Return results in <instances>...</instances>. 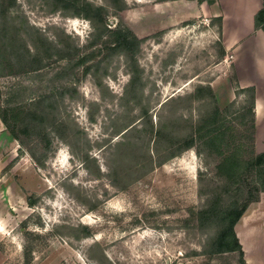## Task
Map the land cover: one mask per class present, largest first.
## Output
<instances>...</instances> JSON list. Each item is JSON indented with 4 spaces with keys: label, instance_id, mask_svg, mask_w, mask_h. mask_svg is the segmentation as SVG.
<instances>
[{
    "label": "rangeland",
    "instance_id": "1",
    "mask_svg": "<svg viewBox=\"0 0 264 264\" xmlns=\"http://www.w3.org/2000/svg\"><path fill=\"white\" fill-rule=\"evenodd\" d=\"M78 1L0 0V116L23 111L18 140L0 117V264H243L216 242L254 177L221 173L203 126L218 109L222 152H264L238 83L253 61L231 42L257 35L262 0ZM101 23L137 36L131 62ZM234 231L264 264V193Z\"/></svg>",
    "mask_w": 264,
    "mask_h": 264
},
{
    "label": "trees",
    "instance_id": "2",
    "mask_svg": "<svg viewBox=\"0 0 264 264\" xmlns=\"http://www.w3.org/2000/svg\"><path fill=\"white\" fill-rule=\"evenodd\" d=\"M57 3H61V7L64 10L71 9L74 5V3H78V0H54ZM116 1L118 0H112V3L116 5ZM165 1H175V0H165ZM72 3V4H68ZM79 5V8L84 10L85 8H88L89 10H93V6L90 4H86L85 7H82ZM96 10L101 11V8H97ZM79 12V11H78ZM81 13H78L77 16H79ZM88 20L92 21L94 25L96 22L91 19L90 16L86 15ZM99 27V26H95ZM254 28L256 31H262L264 33V0H262V8L255 14L254 17ZM100 31L99 39H101L104 35L107 36L110 40V44L113 47V51H119L122 52L127 56V59L129 62L133 60V57L137 50L140 47V40L137 38V36L129 29V28H123L120 26H117L115 28L108 29L107 26L104 23H101L100 28H97ZM36 50V48H34ZM28 52V57L33 58L36 56L35 54H32L30 50ZM38 61V67L34 68V71H40L39 67L42 63L41 60ZM76 61V60H75ZM89 57L87 55L80 57L76 62L75 65L77 66H83L86 63H88ZM241 93H250V99L248 101L249 103V116L251 118V130L252 135L250 141L252 144L254 143V138L256 135V119H255V100H256V91L254 87H248V88H240ZM15 94L12 98H17L18 100H21L22 93H18V91H14ZM26 99V98H24ZM20 109H17L19 111ZM16 110L5 112L4 114H1V119L3 120V124L7 127L9 130L11 136L18 140L19 135L17 132V129L19 128V122L18 120L19 116L23 114V111H19V113ZM12 113L11 120L9 121V115ZM219 110L217 109L213 116L208 118L206 120L207 124H205L203 127H205V135L204 140L205 143L209 145L210 148L216 149L219 152V155L222 156L221 163H220V170L221 173L226 175L228 179L235 180L241 176L247 177V175H253V179L251 181L250 190L248 192V196L242 206L235 205L234 208L229 209L228 211L221 213V222H222V228L220 233L217 237L216 246L218 247L216 250V253H235L240 252L243 260V264L245 263V260L243 259V248L240 244L238 237L234 231L235 226L237 223L244 217L248 207L254 203L257 202L260 198V194L264 193V152L257 154L254 150L251 151V154L249 157H246L241 151L238 149L233 151H228L226 153L221 151V147L224 146V144L228 145L229 140H232L231 137L226 135V131L223 129V126H220L218 129H213L211 126L214 127L218 124V121H221L219 119ZM244 119V118H243ZM245 120V119H244ZM13 121V122H11ZM192 144H189L188 147H191ZM241 158V159H240ZM236 181V180H235ZM233 182V181H232ZM211 217H215L214 210L208 211ZM214 213V214H213ZM199 214H195L193 211H191L190 216L192 218L196 219V216ZM206 214L202 215V219L206 218Z\"/></svg>",
    "mask_w": 264,
    "mask_h": 264
},
{
    "label": "crops",
    "instance_id": "3",
    "mask_svg": "<svg viewBox=\"0 0 264 264\" xmlns=\"http://www.w3.org/2000/svg\"><path fill=\"white\" fill-rule=\"evenodd\" d=\"M255 5H257V3H255ZM258 11H259V8L257 9V6H255V9H253L252 11L253 12L252 15L255 16V14ZM221 15L223 19V33L225 35V38L228 41L230 40V35L228 32L227 20L223 13H221ZM254 29L255 28L253 24V29H252L253 32L255 31ZM256 34L257 35L253 36V38H251L252 37L251 36L249 38L247 37V39L244 38L242 40H239L241 39L239 37L237 41H231V42H234L233 46L235 47V51L237 50V57L240 62L239 64H242V60H246V59H248L249 61L252 59L253 61L251 68H250L251 70L250 75H252L253 77L252 82L249 83L245 80V78L243 77V73H242L243 69L241 68L240 69L241 74L240 72L238 73L239 75L238 83H239L240 88L242 89L248 88V87L255 88V91H256V100H255L256 139H257V143L258 141H262L264 143V33L262 31H256ZM247 40L249 41L247 42ZM250 47H252V49ZM256 54L259 56L258 59H257ZM249 247L251 251L253 252L254 248H256V242L250 244ZM243 252H244V256L246 255V258H249L250 253L246 251L245 247L243 248Z\"/></svg>",
    "mask_w": 264,
    "mask_h": 264
}]
</instances>
